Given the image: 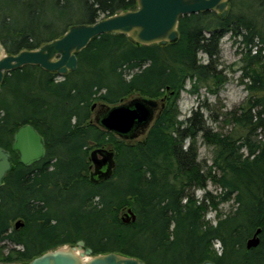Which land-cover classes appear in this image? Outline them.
Returning <instances> with one entry per match:
<instances>
[{"label": "trees", "instance_id": "1", "mask_svg": "<svg viewBox=\"0 0 264 264\" xmlns=\"http://www.w3.org/2000/svg\"><path fill=\"white\" fill-rule=\"evenodd\" d=\"M52 3L10 0L18 14L0 9V41L7 52L36 49L73 24L137 8V0H75V9L70 0H54L56 9L82 14L53 30L54 22L43 19ZM21 9L31 15L28 26L18 19ZM46 29L51 32L44 35ZM179 33L167 45L102 34L77 54V70L62 77L39 65L5 73L0 147L11 151L13 169L0 187V261L27 262L84 240L94 254L115 251L146 264H264V0H231L225 18L215 11L181 16ZM227 34L239 44L237 69L221 62ZM235 71L248 91L243 103L219 110L205 96L180 118L183 91L201 96L205 88L218 97ZM136 95L166 96L141 140L122 139L92 122L94 103L115 105ZM26 123L46 141V156L31 166L11 150ZM221 123L233 124L234 131L224 132ZM200 144L214 148L210 164L200 159ZM97 146L112 147L117 165L111 178L95 184L89 152ZM198 189L204 190L201 199ZM229 201L234 209L219 210ZM129 208L136 220L125 223ZM210 209L217 210L215 223L206 220ZM18 218L20 228L12 224ZM258 228L260 243L248 249Z\"/></svg>", "mask_w": 264, "mask_h": 264}, {"label": "water", "instance_id": "2", "mask_svg": "<svg viewBox=\"0 0 264 264\" xmlns=\"http://www.w3.org/2000/svg\"><path fill=\"white\" fill-rule=\"evenodd\" d=\"M231 0H137L134 10H117L115 14L93 23L71 25L64 34L44 42L36 49H23L9 53L0 41V94L5 73L26 65H39L42 69L61 76L78 68L77 54L102 34H126L128 39L139 45H153L176 42L179 37L181 16L203 11H215L221 18L229 13ZM165 97L152 98L136 95L115 105L94 103L92 106L95 122L102 129L118 137L132 141L148 132L158 113L165 107ZM12 152L24 166L42 160L46 156L44 136L31 124L20 126L15 135ZM89 159L94 166L90 180L99 183L111 178L116 168V152L109 147H96L91 150ZM13 169L12 153L0 147V187L5 185L7 174ZM129 223L136 220L135 212L129 208L123 216ZM24 223L20 220L15 227ZM261 228L247 240V248L260 243ZM0 264H146L139 257L111 251L94 254L84 240L48 250L27 262L14 261ZM200 264H216L206 260Z\"/></svg>", "mask_w": 264, "mask_h": 264}, {"label": "rangeland", "instance_id": "3", "mask_svg": "<svg viewBox=\"0 0 264 264\" xmlns=\"http://www.w3.org/2000/svg\"><path fill=\"white\" fill-rule=\"evenodd\" d=\"M75 0H70V3L73 4V8H76V4L73 3ZM12 3V1H11ZM53 9H47L46 11L43 12L44 17L46 21L52 20L54 22V26L52 27L53 30H59L65 23V21L72 19L73 21H78L81 19V12L80 11H70L68 14L64 13L65 10L63 9H56L54 6V0L52 3ZM0 9L3 10L4 12H11L13 14H18L17 10L18 8L15 6H10V0H0ZM16 12V13H14ZM18 19L22 22V25H30V13L28 11H25V15L23 13V10H20ZM81 13V14H80ZM23 18V20H22ZM105 18L104 15L101 16L100 19ZM19 23V22H18ZM67 27V26H66ZM51 32V30L46 29L43 31L44 35H47ZM238 46L239 44H234L233 43V38L231 37L230 34L225 35L222 40H221V62L223 63L222 65H226L227 69L230 70L229 66H233L234 69H237V62L240 58V54H238ZM199 57L201 61L205 62L206 61V56L203 53L199 54ZM222 67V66H220ZM240 71H235V72H230L229 73V81L225 84V86L222 88V90L219 93V96L217 97L216 95H212L210 93H207V90L205 88L201 89V96L197 94H191L188 91H183L181 93V97L179 99V107L181 111L180 118L185 119L188 117L193 109H196L200 103L203 102L205 99V96L208 98V102L213 103L217 109L221 110H231L237 106H239L241 103H243L246 100V97L248 95V91L245 88V85L240 82ZM187 87H190V83H188ZM207 113V112H206ZM94 117V114L92 115V118ZM224 123H221V126L224 127V132L228 133L231 131H234V125L233 124H228L225 125ZM220 128V127H219ZM238 133L236 132V135ZM143 137H141L138 140H141ZM137 141V140H134ZM200 159H206L207 163L210 164L212 162V156L214 154V148L207 147L205 145L200 144ZM245 153V152H244ZM90 154V153H89ZM208 189L211 190L213 193H219L220 189L213 185L209 184ZM204 194L203 189H198L195 192V195L197 198L201 199ZM219 210L222 212H229L232 209H234V202L229 201L221 204L219 206ZM124 211H122L123 213ZM126 213V212H125ZM216 215H217V210L210 209L206 215V220L211 221L212 223L216 222ZM21 219L18 218L13 221V225L16 224V222L20 221ZM9 247H12V245H9ZM214 247L218 250H220V245L218 242L214 243ZM5 253H8V250H5Z\"/></svg>", "mask_w": 264, "mask_h": 264}, {"label": "flooded vegetation", "instance_id": "4", "mask_svg": "<svg viewBox=\"0 0 264 264\" xmlns=\"http://www.w3.org/2000/svg\"><path fill=\"white\" fill-rule=\"evenodd\" d=\"M55 74H57V73H55ZM59 77H62L61 75H59V74H57ZM97 147H107V146H97ZM94 148H96V147H94ZM93 148V149H94ZM109 148H112V147H109ZM93 149H91V150H93ZM91 150H90V152H91ZM89 152V153H90ZM90 155V154H89ZM90 160V159H89ZM90 163H91V165H90V172H89V178H90V173L94 170V166H93V164H92V162L90 161ZM101 182H103V181H101ZM93 183V182H92ZM100 183V182H99ZM95 184H97V183H95Z\"/></svg>", "mask_w": 264, "mask_h": 264}]
</instances>
